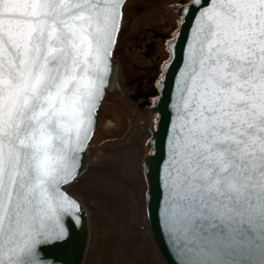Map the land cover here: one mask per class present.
Here are the masks:
<instances>
[{
  "label": "snow or ice",
  "instance_id": "6c2138e0",
  "mask_svg": "<svg viewBox=\"0 0 264 264\" xmlns=\"http://www.w3.org/2000/svg\"><path fill=\"white\" fill-rule=\"evenodd\" d=\"M127 3L0 0V264H67L86 226L69 190ZM185 13L153 231L171 264H264V0H189Z\"/></svg>",
  "mask_w": 264,
  "mask_h": 264
},
{
  "label": "rangeland",
  "instance_id": "374dc122",
  "mask_svg": "<svg viewBox=\"0 0 264 264\" xmlns=\"http://www.w3.org/2000/svg\"><path fill=\"white\" fill-rule=\"evenodd\" d=\"M167 14L177 28V7ZM128 16H124L123 27ZM118 76V73H117ZM152 98L141 100L117 77L99 111V124L87 164L70 193L88 214L83 264H165L153 241L145 211L142 159L150 136Z\"/></svg>",
  "mask_w": 264,
  "mask_h": 264
},
{
  "label": "flooded vegetation",
  "instance_id": "af4514ba",
  "mask_svg": "<svg viewBox=\"0 0 264 264\" xmlns=\"http://www.w3.org/2000/svg\"><path fill=\"white\" fill-rule=\"evenodd\" d=\"M169 0H128L129 18L118 38L114 57L118 78L141 100L159 94L158 80L163 62L168 59V41L172 38L173 17L167 14ZM187 2V1H186Z\"/></svg>",
  "mask_w": 264,
  "mask_h": 264
},
{
  "label": "water",
  "instance_id": "95a60500",
  "mask_svg": "<svg viewBox=\"0 0 264 264\" xmlns=\"http://www.w3.org/2000/svg\"><path fill=\"white\" fill-rule=\"evenodd\" d=\"M184 5L185 8L189 6V0L186 3H181L177 7L178 21L180 19H186L187 24L183 28L184 38L189 36V29L193 25V19L191 15L185 13L184 17L179 15V7ZM178 23V22H177ZM176 41L171 38L168 41L167 48L169 51V57L163 62L162 73L160 79L157 83V88L159 94L153 99L152 105L150 107L151 111V123H150V136L146 139V152L142 159V171L146 181V191H145V211L146 217L149 225V230L151 232L153 241L158 249L165 264H171V261L175 260L174 256H166L160 242L157 240V233L153 231V223L157 217L160 203H161V188H160V171L163 163L164 148L166 143V137L169 127V113H170V97L174 93L175 78L178 75V70L181 65V59L184 53L185 45L181 42L178 47L176 46ZM171 45V47H170ZM176 47V52L173 53L172 48ZM114 59L113 72L109 76L108 86L106 88V96L109 91H111L117 82L118 73V63L116 58ZM105 101V99H104ZM103 101V107H104ZM102 107V108H103ZM101 108V109H102ZM158 109V111H154ZM99 115V114H98ZM100 121V118H99ZM99 124V123H98ZM88 155L86 154V160L84 161L85 167L87 164ZM149 158H151L149 160ZM150 164V167H149ZM84 167V169H85ZM149 173L151 174V180H149ZM149 191L151 196L149 197ZM78 200V199H77ZM151 201V218L148 215V203ZM79 201V200H78ZM80 202V201H79ZM84 212L86 214V226L78 230L76 237V245L73 250L67 253H61L62 259L67 262V264H83L84 253L87 245L88 239V214L83 206ZM171 256V259H170Z\"/></svg>",
  "mask_w": 264,
  "mask_h": 264
},
{
  "label": "bare ground",
  "instance_id": "6f19581e",
  "mask_svg": "<svg viewBox=\"0 0 264 264\" xmlns=\"http://www.w3.org/2000/svg\"><path fill=\"white\" fill-rule=\"evenodd\" d=\"M117 83V82H116Z\"/></svg>",
  "mask_w": 264,
  "mask_h": 264
}]
</instances>
